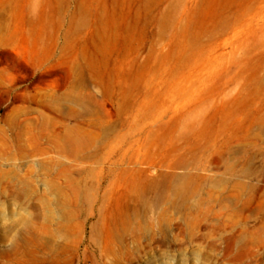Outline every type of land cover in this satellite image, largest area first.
Returning a JSON list of instances; mask_svg holds the SVG:
<instances>
[{"label": "rangeland", "instance_id": "374dc122", "mask_svg": "<svg viewBox=\"0 0 264 264\" xmlns=\"http://www.w3.org/2000/svg\"><path fill=\"white\" fill-rule=\"evenodd\" d=\"M77 124L79 204L46 138ZM0 264H264V0H0Z\"/></svg>", "mask_w": 264, "mask_h": 264}, {"label": "bare ground", "instance_id": "6f19581e", "mask_svg": "<svg viewBox=\"0 0 264 264\" xmlns=\"http://www.w3.org/2000/svg\"><path fill=\"white\" fill-rule=\"evenodd\" d=\"M85 112L86 113L91 112L90 108H85ZM41 120L42 123H40V125L42 132L40 133V135H44L45 133H43V131L45 132L47 131V123H49L50 117L42 114ZM34 125L35 124L31 122H26L25 124L16 126L17 128L14 127L16 134L18 136L16 147H18V149L20 150V152H18L20 156L48 153V150L42 151L38 149L29 152V154L28 152H26L27 149L30 148V146H32L33 143H35L37 146L38 145L42 146L41 137L39 136V134H35L36 128ZM46 138L47 141L52 142L54 144L56 153L58 155V159L51 158L49 160V162H51L50 165H59V166L63 165L62 171H60L59 173L67 176V181L65 184H63L64 186L63 185L61 186L60 190L64 192V189H62V187L63 188L67 187L68 189H71L74 193L76 204H79L81 202L80 186L82 182L80 177H75L73 176V174L76 173L80 175L82 173V170L85 171L87 169L86 166H83L82 163L78 161L79 159H84V157H88L92 151L100 149V147L95 144L96 136L92 134L90 131L82 130V128H80V126L77 124L76 126L67 127L61 133L59 132H57L56 134L49 133L47 134ZM9 146H12V142H10ZM63 157L73 158V161H77L78 164H72V163L64 164L62 159ZM81 167H84V169H82ZM128 170L129 169H123V172H127ZM138 170L140 171L142 169H140L139 167ZM112 171L113 170H110L109 173H112ZM192 178L193 177H191V179ZM198 181L199 182H197V184L194 187L196 191L197 189L200 190L202 188L201 181H203V177H200V179L198 178ZM188 182L185 181L184 176L171 174L166 186L167 194L158 195L156 199V203L160 205L168 204L169 206H173L174 208L176 207L180 208L182 206L191 208L192 206L191 205L189 206V196L188 197L182 196L183 190H185V186L188 185ZM158 186L159 183L155 178H152L149 181H147L146 186L141 187L140 189L141 192L138 193L136 198H131L133 207L136 210L147 209L151 207L148 201H144L143 196L145 195V192H148L152 189H157ZM241 186H243V184L240 183L238 187Z\"/></svg>", "mask_w": 264, "mask_h": 264}]
</instances>
